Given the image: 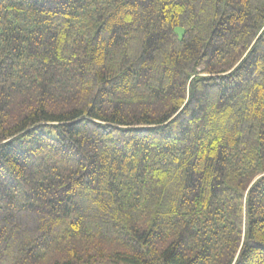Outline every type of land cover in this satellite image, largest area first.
Segmentation results:
<instances>
[{"label": "trees", "instance_id": "1", "mask_svg": "<svg viewBox=\"0 0 264 264\" xmlns=\"http://www.w3.org/2000/svg\"><path fill=\"white\" fill-rule=\"evenodd\" d=\"M0 264H264V0H0Z\"/></svg>", "mask_w": 264, "mask_h": 264}]
</instances>
